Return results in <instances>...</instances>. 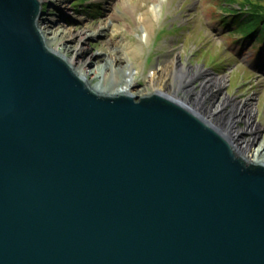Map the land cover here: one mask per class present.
Listing matches in <instances>:
<instances>
[{
    "label": "water",
    "instance_id": "95a60500",
    "mask_svg": "<svg viewBox=\"0 0 264 264\" xmlns=\"http://www.w3.org/2000/svg\"><path fill=\"white\" fill-rule=\"evenodd\" d=\"M0 0V264H264V165L162 94L93 91Z\"/></svg>",
    "mask_w": 264,
    "mask_h": 264
},
{
    "label": "rangeland",
    "instance_id": "374dc122",
    "mask_svg": "<svg viewBox=\"0 0 264 264\" xmlns=\"http://www.w3.org/2000/svg\"><path fill=\"white\" fill-rule=\"evenodd\" d=\"M222 1L45 0L41 17L50 21L47 38L53 45L61 33L77 29L93 36L87 42L88 55L101 54L90 64L93 72L103 73L111 51L122 58L119 66L123 69H119L118 76L123 83L128 74L124 67L128 62L133 64L138 86L132 92L137 98L150 89L153 72L177 54L182 63L197 72L228 77L223 89L226 94L240 100L255 96L263 130L252 151L263 150L264 53L259 52L263 45L254 49L236 42L237 36H231L232 27L224 23ZM113 31L116 36H112ZM99 82L97 78L91 80L94 86ZM194 86L202 89L200 81ZM240 126L246 127L244 122Z\"/></svg>",
    "mask_w": 264,
    "mask_h": 264
},
{
    "label": "bare ground",
    "instance_id": "6f19581e",
    "mask_svg": "<svg viewBox=\"0 0 264 264\" xmlns=\"http://www.w3.org/2000/svg\"><path fill=\"white\" fill-rule=\"evenodd\" d=\"M48 22H50L49 19L44 17H41L39 21V29L48 47L65 59L93 91L110 96L130 94L137 97L132 92L138 86L134 81L136 78L133 64L128 62L124 67L128 74L123 83L122 78L118 76L119 69H123L119 66L122 58L111 51L106 67L99 75L90 69L93 59L101 55H88L87 42L93 36L87 34L85 29H77L65 34L61 33L58 43L53 45L47 38L50 29ZM112 36H116V31H113ZM92 78L100 80L97 86L92 85ZM227 79L228 77L218 76L215 73L207 75L197 72L196 68L182 63L177 54L153 72L148 84L150 89L145 91L143 97L162 94L180 100L188 107L194 108L205 120L225 132L231 138L237 152L245 158L248 164L264 165V149L252 151L257 135L263 130L259 122L255 96L240 100L226 94L223 89L227 85ZM198 81L202 86L199 90L194 86ZM112 84L117 85L113 87ZM222 119L224 121H221ZM242 122L246 127L240 126ZM249 134L252 136L246 137Z\"/></svg>",
    "mask_w": 264,
    "mask_h": 264
},
{
    "label": "trees",
    "instance_id": "16d2710c",
    "mask_svg": "<svg viewBox=\"0 0 264 264\" xmlns=\"http://www.w3.org/2000/svg\"><path fill=\"white\" fill-rule=\"evenodd\" d=\"M234 4L242 6V10L233 9ZM220 7L224 23L232 27L231 36H237L240 46L249 44L254 49L264 46V0H223ZM259 52L263 53L264 47Z\"/></svg>",
    "mask_w": 264,
    "mask_h": 264
}]
</instances>
